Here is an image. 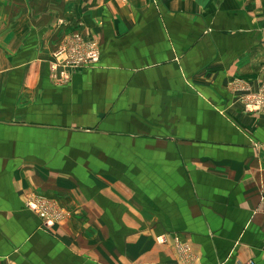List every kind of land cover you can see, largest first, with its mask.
<instances>
[{
	"label": "crops",
	"instance_id": "1",
	"mask_svg": "<svg viewBox=\"0 0 264 264\" xmlns=\"http://www.w3.org/2000/svg\"><path fill=\"white\" fill-rule=\"evenodd\" d=\"M74 30L101 62L56 84ZM263 63L264 0H0V264H264V113L228 90Z\"/></svg>",
	"mask_w": 264,
	"mask_h": 264
},
{
	"label": "rangeland",
	"instance_id": "2",
	"mask_svg": "<svg viewBox=\"0 0 264 264\" xmlns=\"http://www.w3.org/2000/svg\"><path fill=\"white\" fill-rule=\"evenodd\" d=\"M95 40L91 38H87L83 35L81 31L74 30L71 33L67 34L63 43L55 49L52 54L51 61L49 63V68L51 70V74L53 77V81L56 84L65 85L68 84L71 77V72L77 69L83 68H92L94 66H98L101 62L99 60L97 63H90L89 59L86 63H82L79 66L74 65L73 62L79 61L81 58H87L89 52L91 53V48L85 46L84 42ZM97 41V40H96ZM99 55L101 59V50L98 42ZM64 50L63 54L65 55V65L61 60L62 55L58 56L60 63L57 62V56L55 54H59L60 51ZM55 64H58V68L56 69ZM262 72L264 74V63L262 66ZM250 82L243 78H233L228 86L229 92L234 97L235 103H240L242 105L243 111L255 117H259L262 113H264V77L260 80L255 89L250 87ZM251 100L254 101L257 105H261L263 108L258 109H249V104ZM264 195L262 196V201L264 203ZM50 204H54L52 201L48 200ZM188 247V246H187ZM189 251V249L187 250Z\"/></svg>",
	"mask_w": 264,
	"mask_h": 264
},
{
	"label": "built area",
	"instance_id": "3",
	"mask_svg": "<svg viewBox=\"0 0 264 264\" xmlns=\"http://www.w3.org/2000/svg\"><path fill=\"white\" fill-rule=\"evenodd\" d=\"M85 46L88 48H91V53L89 52L87 58H81L77 63L74 61L73 64L79 66L82 63H86V61H90V63L94 64L97 63L100 60L99 55V49H98V41L91 40L87 42H84ZM64 50L60 51L59 54H55L57 56V62L60 63L58 56H61V62L60 64L64 63L65 65V55L63 54ZM58 64H55L56 69L58 68ZM249 109H262L263 107L259 104L257 105L254 101L251 100V103L248 105ZM264 195V194H263ZM264 198V197H263ZM28 208L36 212L42 220L45 222L48 226H53L54 224L59 223L65 215V212L63 209L58 208L55 204H50V202L46 199L40 198V197H31L27 202ZM185 250H188L189 247L185 246ZM242 264H256L253 261L245 262Z\"/></svg>",
	"mask_w": 264,
	"mask_h": 264
}]
</instances>
